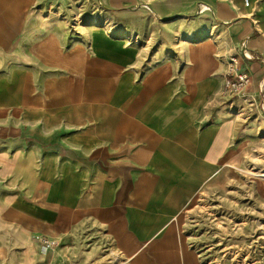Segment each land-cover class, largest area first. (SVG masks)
Instances as JSON below:
<instances>
[{
  "label": "crops",
  "instance_id": "obj_1",
  "mask_svg": "<svg viewBox=\"0 0 264 264\" xmlns=\"http://www.w3.org/2000/svg\"><path fill=\"white\" fill-rule=\"evenodd\" d=\"M255 145L264 0H0V264H201L175 221Z\"/></svg>",
  "mask_w": 264,
  "mask_h": 264
},
{
  "label": "rangeland",
  "instance_id": "obj_2",
  "mask_svg": "<svg viewBox=\"0 0 264 264\" xmlns=\"http://www.w3.org/2000/svg\"><path fill=\"white\" fill-rule=\"evenodd\" d=\"M248 160L204 187L175 221L201 264H264V147Z\"/></svg>",
  "mask_w": 264,
  "mask_h": 264
},
{
  "label": "built area",
  "instance_id": "obj_3",
  "mask_svg": "<svg viewBox=\"0 0 264 264\" xmlns=\"http://www.w3.org/2000/svg\"><path fill=\"white\" fill-rule=\"evenodd\" d=\"M245 4H249V0H245ZM251 83V74L241 67V60L238 54L232 53L227 63V71L224 82L225 92H232L238 95H244L249 84ZM253 105V100L249 101ZM48 245L51 242L44 238Z\"/></svg>",
  "mask_w": 264,
  "mask_h": 264
},
{
  "label": "bare ground",
  "instance_id": "obj_4",
  "mask_svg": "<svg viewBox=\"0 0 264 264\" xmlns=\"http://www.w3.org/2000/svg\"><path fill=\"white\" fill-rule=\"evenodd\" d=\"M260 175H264V173H260Z\"/></svg>",
  "mask_w": 264,
  "mask_h": 264
}]
</instances>
